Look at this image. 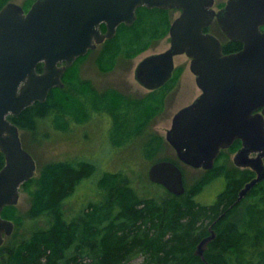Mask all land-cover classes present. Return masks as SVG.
Returning <instances> with one entry per match:
<instances>
[{"label": "water", "instance_id": "water-1", "mask_svg": "<svg viewBox=\"0 0 264 264\" xmlns=\"http://www.w3.org/2000/svg\"><path fill=\"white\" fill-rule=\"evenodd\" d=\"M215 0H35L29 10L15 2L0 9V247L15 229L3 216L6 206L19 202L21 186L32 179L36 160L23 145L20 128L9 116L19 115L50 90L63 87V75L78 57L113 38L121 24L131 26L137 8L178 9L170 25V46L145 56L135 78L149 90L173 76L175 56L186 54L201 89L172 119L166 138L186 165L210 170L223 149L236 140L242 146L234 163L256 176L239 191L238 201L264 180V0H227L216 10ZM216 20L232 41L243 44L225 53L220 38L206 31ZM105 24L106 30L101 26ZM42 64V69L38 70ZM149 179L169 192L185 190L181 167L160 160L148 169ZM217 237L213 228L195 254L207 264L205 252Z\"/></svg>", "mask_w": 264, "mask_h": 264}, {"label": "trees", "instance_id": "trees-1", "mask_svg": "<svg viewBox=\"0 0 264 264\" xmlns=\"http://www.w3.org/2000/svg\"><path fill=\"white\" fill-rule=\"evenodd\" d=\"M7 1L0 0V9ZM172 10L137 8L136 21L131 26L121 24L117 34L105 41L101 66L111 68L120 55L136 56L167 34ZM101 28L105 31V24ZM211 29L217 31L225 53L243 47L227 38L216 21L206 28ZM72 66L63 76L64 83L68 72L72 77L71 90L65 84L54 87L46 101H37L9 118L22 129L34 130L40 118L53 117L57 127L65 128L66 118L82 122L88 119L90 106L94 110L104 106L112 112L117 130L128 133L134 125L136 129L145 127L161 107L160 92L140 101H128L115 91L98 96L88 82L78 81ZM41 68L42 64L38 69ZM239 146L237 141L231 147ZM4 165L5 155L0 152V170ZM217 169L215 164L208 171ZM95 173L96 166L89 161L50 163L39 176L24 183L33 200L27 217L35 220L45 216L49 225L32 231L27 239L7 251V264H128L137 258H142L138 264H207L195 254V249L210 233V227L216 229L217 237L205 252L209 263L264 264V180L238 201L239 190L254 177L252 169L233 174L226 171V187L211 204L195 198L198 189L186 188L182 195L169 192L165 199L141 197L130 184L120 182L118 174L106 173L99 180L108 192L106 200L90 202L68 219L63 203L74 194L77 185ZM2 214L13 220L16 228L24 223L16 206L5 207ZM3 247L4 244L0 257L6 254Z\"/></svg>", "mask_w": 264, "mask_h": 264}, {"label": "rangeland", "instance_id": "rangeland-1", "mask_svg": "<svg viewBox=\"0 0 264 264\" xmlns=\"http://www.w3.org/2000/svg\"><path fill=\"white\" fill-rule=\"evenodd\" d=\"M22 5L29 10L35 0H8ZM227 0H215L214 8L220 9ZM27 6H30L29 8ZM180 10L173 9L171 17L174 20L180 15ZM172 20V21H173ZM211 32L217 33L216 30ZM170 46V34L151 42L150 47L133 57L120 55L113 66L102 69L100 57L106 45L99 44L85 56L77 58L74 65V75L78 81H86L95 89L98 95L115 91L128 101H140L151 96L153 92H160L161 107L143 128H135L128 133L117 130L114 118L102 106L100 110L88 108L87 120L76 121L74 117L66 118L67 127H57L53 117L40 118L34 130H20L25 148L34 156L37 163L36 176L50 163H76L89 161L96 166V173L84 179L63 203V209L73 218L90 202H103L108 192L100 186L99 180L106 173L118 174V180L130 184L141 197H155L165 199L170 193L162 185L152 182L148 177L150 166L161 159L177 161L176 151L166 139L167 130L172 125V119L182 107L192 103L202 92L196 83V76L190 69V58L186 54L175 56V71L169 85L161 91H150L142 86L135 78L137 64L147 55L161 52ZM69 72L65 87L71 90L72 82ZM54 113V112H52ZM147 148L151 149L147 152ZM236 148H227L216 162L218 168L214 172L195 168L179 162L184 174L185 186L189 190L198 189L196 199L204 204L215 202L217 196L226 187V171L238 173L247 168L235 165ZM255 172V171H254ZM256 176V172L254 177ZM211 178V179H209ZM206 180L209 182L205 183ZM241 190V189H240ZM239 190V191H240ZM248 194V193H247ZM246 194V195H247ZM239 195V192H238ZM33 205L30 189L23 185L20 191L17 212L24 217V223L15 227L12 235L4 243L5 255H1L0 264H7L8 252L15 245L22 243L31 235L32 231L48 226L45 216L35 220L27 217ZM243 208V206H242ZM142 258L132 260L128 264H138Z\"/></svg>", "mask_w": 264, "mask_h": 264}, {"label": "flooded vegetation", "instance_id": "flooded-vegetation-1", "mask_svg": "<svg viewBox=\"0 0 264 264\" xmlns=\"http://www.w3.org/2000/svg\"><path fill=\"white\" fill-rule=\"evenodd\" d=\"M101 67H102V66H101ZM102 69H105V68L102 67ZM174 71H175V70H174ZM90 87L93 88L92 86H90ZM162 87H163V86H162ZM162 87H160V88H162ZM160 88L155 89V90H159ZM155 90H150V91H155ZM97 94H98V93H97ZM98 96H103V95H98ZM197 97H198V96H197ZM197 97H196V98H197ZM90 108H91V107H90ZM92 108H93V106H92ZM88 113H89V111H88ZM104 113H108V114H110V115L114 118L112 112H110L108 109H107L106 112H104ZM88 119H89V118H88ZM113 122H114V124H116V120H115V118H114V121H113ZM169 129H170V128H169ZM169 129H168V130H169ZM168 130H167V131H168ZM166 135H167V133H166ZM166 139H167V138H166ZM237 141H238L239 144H240L239 148L237 149V151H238V150L241 148V146H242V142H241V140H236L235 142H237ZM235 142H234V143H235ZM177 157H178V156H177ZM161 160H169V159H161ZM158 161H160V160H158ZM158 161H156V162H158ZM177 161H180V160L178 159ZM216 161H217V159H216ZM180 162H181V161H180ZM154 163H155V162H154ZM181 163H182V162H181ZM211 228H212V227H210V229H211Z\"/></svg>", "mask_w": 264, "mask_h": 264}, {"label": "bare ground", "instance_id": "bare-ground-1", "mask_svg": "<svg viewBox=\"0 0 264 264\" xmlns=\"http://www.w3.org/2000/svg\"><path fill=\"white\" fill-rule=\"evenodd\" d=\"M216 230V229H215Z\"/></svg>", "mask_w": 264, "mask_h": 264}]
</instances>
